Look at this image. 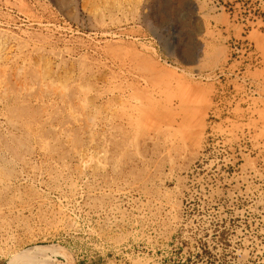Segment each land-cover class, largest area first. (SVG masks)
<instances>
[{"label": "rangeland", "instance_id": "1", "mask_svg": "<svg viewBox=\"0 0 264 264\" xmlns=\"http://www.w3.org/2000/svg\"><path fill=\"white\" fill-rule=\"evenodd\" d=\"M43 246L264 264V0H0V264Z\"/></svg>", "mask_w": 264, "mask_h": 264}, {"label": "bare ground", "instance_id": "2", "mask_svg": "<svg viewBox=\"0 0 264 264\" xmlns=\"http://www.w3.org/2000/svg\"><path fill=\"white\" fill-rule=\"evenodd\" d=\"M55 249L53 247H34L26 250L23 255L27 257L25 264L31 263L30 261L34 260H40L41 264H46V260H48V257L51 253H53ZM20 259V258H19ZM19 264V260L13 262L12 259L8 260L5 264H13V263ZM23 262V261H22ZM48 263H51V261H48Z\"/></svg>", "mask_w": 264, "mask_h": 264}]
</instances>
